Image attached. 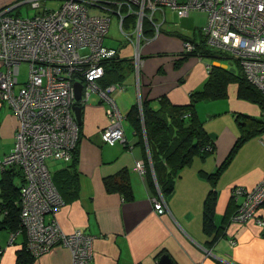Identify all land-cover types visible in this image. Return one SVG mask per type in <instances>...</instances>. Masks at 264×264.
Masks as SVG:
<instances>
[{
  "label": "crops",
  "instance_id": "0c3cea01",
  "mask_svg": "<svg viewBox=\"0 0 264 264\" xmlns=\"http://www.w3.org/2000/svg\"><path fill=\"white\" fill-rule=\"evenodd\" d=\"M16 4L17 0H0V8ZM166 10L155 16L161 25L160 36L142 45L138 66L132 58L134 72L125 79L124 90L115 95L125 117L134 105L149 103L157 109L163 97L174 105L189 104L191 92L204 86L211 67H221L217 63L227 65L223 69H237L236 58L225 50H220L219 58L185 59L184 41L177 34L197 38L202 27L183 32L179 24L168 21ZM227 92L225 99H205L196 105L198 118L215 147L205 157L196 156L180 172L173 193L165 198L168 213L163 215L155 211L152 203L160 190L157 182L154 191L145 174L136 170L137 162L145 165L146 158L150 159L147 143H140L127 118L126 143H105L101 133L108 125L106 103L100 97H90L83 105L78 145L79 195L64 202L55 217L65 233L80 229L94 237V264H158L163 254H169L177 264H264V226L257 221H231L236 211V203L231 205V190L236 186L253 188L264 178V133L255 132L243 139L250 134L248 129L254 132L251 118L263 120L264 112L258 104L238 97V85H229ZM17 126L11 108L0 100V162L14 148ZM240 141L228 165L215 181L211 180L210 175L220 170ZM54 165L51 174L68 166ZM124 168L130 171L133 201L108 193L103 183L105 177ZM2 173L0 170V180ZM16 183L20 184L19 180ZM212 189L217 191V239L216 234L209 236L203 229L204 203ZM228 212L231 215L225 221ZM260 214L264 219V206ZM11 234L6 229L0 231V264H16L17 252L27 241L25 233L17 232L11 242ZM231 240L236 244L232 245ZM34 264H72V255L66 247L57 246L37 257Z\"/></svg>",
  "mask_w": 264,
  "mask_h": 264
},
{
  "label": "built area",
  "instance_id": "2783aa9c",
  "mask_svg": "<svg viewBox=\"0 0 264 264\" xmlns=\"http://www.w3.org/2000/svg\"><path fill=\"white\" fill-rule=\"evenodd\" d=\"M41 1L25 0L0 8V100L9 105L18 121L14 148L0 162V170L18 166L24 174L20 193L22 229L18 232L26 234L28 250L37 258L64 246L71 252L72 264H94V237L80 229L65 233L56 220L64 201L47 163L71 162L79 144L81 129L73 109L78 103L75 83L83 86L81 104L96 92L107 105L108 125L101 133L102 140L111 146L127 141L126 117L115 99L124 84L106 88L98 85L105 74L103 62L117 55L115 48L105 44L112 19L92 15L90 9L98 8L119 18V29L134 46L136 66L141 61L142 45L161 34L157 13L165 9L179 17L204 13L207 22L202 32L207 44L230 52L247 81L264 94V0H63L58 9H44L32 18L13 14L28 3L39 9ZM146 22L153 29L151 40L145 33ZM183 50L191 52L194 45L184 41ZM24 63L28 72L22 83L19 77ZM136 170L145 174L143 162H137ZM231 198L236 203L231 221H257L264 226L260 214L264 178L253 188L234 187ZM152 203L158 214L168 213L160 190ZM48 216L51 219L47 221ZM15 235L11 234V242ZM231 244L236 241L231 240ZM2 253L0 245V256Z\"/></svg>",
  "mask_w": 264,
  "mask_h": 264
},
{
  "label": "trees",
  "instance_id": "16d2710c",
  "mask_svg": "<svg viewBox=\"0 0 264 264\" xmlns=\"http://www.w3.org/2000/svg\"><path fill=\"white\" fill-rule=\"evenodd\" d=\"M20 1L25 0H17V3ZM13 14L18 15L14 12ZM145 33L153 35L152 26L148 22L145 26ZM177 35L183 41H190L194 45L193 51L183 52L185 59L190 56L219 58V55H222V51L207 44L202 29L197 38ZM116 50L115 57L103 62L105 74L98 82L101 88L113 84H123L125 79L134 72L133 59L121 58L119 50ZM235 62L236 70L212 66L204 86L191 92L189 104L174 105L169 99L163 97L157 109L149 103H143L142 107L134 105L127 114L126 118L132 125L140 143L144 145L147 143L150 159L146 158L147 160H145V176L149 186L156 191V181L165 198L173 193L180 172L189 166L196 156L205 157L214 150V142L205 131L195 109L199 102L205 99H225L228 95L229 85L236 84L238 85V97L258 104L264 112V94L247 81L239 61L236 59ZM77 104L83 107L81 102ZM251 128L254 129V132L248 129L247 132L250 134L243 139L256 133H264V119L251 118ZM241 141L220 170L214 175H210L211 180L215 181L219 177L221 171L232 159L236 149L241 145ZM208 146L212 147L211 151L206 150ZM78 163L77 146L72 161L67 163L68 166L52 174L53 183L64 202L73 200L79 195ZM17 180L20 184L16 183ZM24 183L25 178L20 167L12 166L3 171L0 180V231L6 229L10 233H17L22 229L20 193ZM103 183L108 193H118L125 201L134 200L135 196L128 169L124 168L114 175L105 177ZM232 202L234 203V201L231 200V205ZM216 206L217 191L212 189L204 203L203 229L209 236L216 234L215 239L219 236L218 227L214 222ZM229 215L231 214L228 212L225 221ZM35 259L36 257L27 249L25 243L22 249L17 252L16 264H34Z\"/></svg>",
  "mask_w": 264,
  "mask_h": 264
},
{
  "label": "rangeland",
  "instance_id": "374dc122",
  "mask_svg": "<svg viewBox=\"0 0 264 264\" xmlns=\"http://www.w3.org/2000/svg\"><path fill=\"white\" fill-rule=\"evenodd\" d=\"M22 2L23 1H20L19 3ZM62 3L63 0H44L41 1L42 7L39 9L32 8V6L28 3L21 5L18 9L15 10V12H18V14L21 15L23 18H32L38 13L42 12L44 9H49V10L58 9ZM90 12L92 15H104L112 19L108 36L105 39L106 46L118 49L120 56L123 59L134 58L135 57L134 46L132 42L127 38V36L123 34L119 29V25H118L119 18L110 12H105L98 8H91ZM166 13L169 22H171L172 24L173 23L179 24L180 29L183 32L185 31L187 33L192 32L196 27L205 26L207 22L206 14L201 12H193L188 17H179L175 12L171 11L170 9H167ZM146 26H147V22H146ZM125 30L127 31L128 34H131L130 30H128L127 28ZM132 38L136 40V37L134 35H132ZM149 39L151 40V38ZM27 72H28V65L24 63L21 66V75L19 77L22 83L27 79ZM19 88L20 86H17V90ZM99 97L100 96L98 95V93L94 92L92 93L90 99L94 100L95 98H99ZM47 163L50 170H53L55 168L54 164H57V166L58 165L61 166L63 165L64 162L49 160Z\"/></svg>",
  "mask_w": 264,
  "mask_h": 264
},
{
  "label": "water",
  "instance_id": "95a60500",
  "mask_svg": "<svg viewBox=\"0 0 264 264\" xmlns=\"http://www.w3.org/2000/svg\"><path fill=\"white\" fill-rule=\"evenodd\" d=\"M223 68H227V65L225 64H219ZM75 91H76V100L77 102H80L81 97H82V91H83V86L81 83H75ZM74 113H75V117L76 120L79 124H81V120H82V107H80L78 104H76L74 106ZM158 264H177L173 258L169 255V254H163L159 260H158Z\"/></svg>",
  "mask_w": 264,
  "mask_h": 264
}]
</instances>
